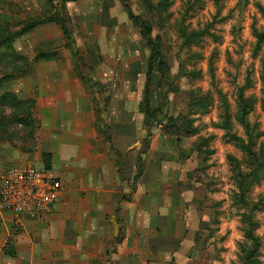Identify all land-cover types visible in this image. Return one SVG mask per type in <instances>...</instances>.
I'll return each mask as SVG.
<instances>
[{"label": "rangeland", "instance_id": "1", "mask_svg": "<svg viewBox=\"0 0 264 264\" xmlns=\"http://www.w3.org/2000/svg\"><path fill=\"white\" fill-rule=\"evenodd\" d=\"M47 1L0 0V79L11 77L0 84V95L28 101L19 109L0 107V148L38 153L40 128L20 119L30 114L39 122L37 66L68 70L78 85L70 92L80 95L85 88L104 143L111 144L110 115L120 114L123 123L128 120L125 126L135 122L145 131L140 147L152 172L168 163L176 180L186 159L193 164L207 159V171L194 177L202 183L200 193L206 189L212 199L206 213L215 233L210 244L217 245L221 262L240 264L242 243L247 254L254 252L252 259L264 264V165L257 167L254 159L264 155V0H53L68 36L56 23L18 36L24 24L54 15ZM125 6L151 26L150 40L159 48L148 117L143 97L152 53ZM68 95L63 91L57 99L67 102ZM156 130L165 138L153 143ZM63 158L40 154L43 166H49L45 171L59 176L65 189L79 157ZM133 190L132 185L129 198Z\"/></svg>", "mask_w": 264, "mask_h": 264}, {"label": "crops", "instance_id": "2", "mask_svg": "<svg viewBox=\"0 0 264 264\" xmlns=\"http://www.w3.org/2000/svg\"><path fill=\"white\" fill-rule=\"evenodd\" d=\"M41 65L35 72L38 153L24 155L2 146L0 179L11 168L45 170L41 152L58 161L65 160L64 154L79 159L45 219H17L0 210V264H233L221 262L217 245L210 244L215 233L206 213L212 199L206 189L200 193L202 183L194 177L207 171V159H197L194 164L186 159L177 169L176 180L168 163L157 164L160 166L152 172L153 165L145 162L141 152L140 141L145 135L141 125L125 126L128 120L123 123L124 115H110L107 137L111 144L104 143L95 130L85 88L74 95L71 86L76 90L78 85L71 82L74 78L68 70L59 73ZM63 91L70 94L67 102L57 99ZM154 133L150 137L153 143L165 138L158 130ZM47 173L60 181L52 170ZM211 248L213 254H209Z\"/></svg>", "mask_w": 264, "mask_h": 264}, {"label": "built area", "instance_id": "3", "mask_svg": "<svg viewBox=\"0 0 264 264\" xmlns=\"http://www.w3.org/2000/svg\"><path fill=\"white\" fill-rule=\"evenodd\" d=\"M62 184L44 169L11 168L0 179V210L15 218L45 219L58 203Z\"/></svg>", "mask_w": 264, "mask_h": 264}, {"label": "trees", "instance_id": "4", "mask_svg": "<svg viewBox=\"0 0 264 264\" xmlns=\"http://www.w3.org/2000/svg\"><path fill=\"white\" fill-rule=\"evenodd\" d=\"M47 2L50 5L51 10L54 13V15L53 16H46V17H44V20H37V21H32V22H29L27 24H24L22 29L19 31L18 36L25 35L29 31H31L32 29H34V28H36L42 24H45V23H56V24L60 25V28L62 30L63 35L65 37L68 36V32H67V29L65 27V25H66L65 20L55 14L53 0H48ZM124 9L127 13L128 19L133 23V25H135L136 27H138L140 29L141 36L143 39L147 40V47L149 48V50L152 53V56L150 57V59L148 61L146 81H145V85H144V97H143V106H144L145 114L148 117V115L151 111V108H150V97H151L150 84H151L152 65L155 63L156 59L159 56V48H158L157 43H152L150 40V37L152 34L151 26L147 22L142 21L139 17L134 16L130 12V10L127 8V6H125ZM263 77H264V74H263ZM10 78L11 77H6V76L1 78L0 84H2L4 81H6ZM27 104H28V101L19 100L14 96V94L4 93V94L0 95V107H3V106L7 107L8 106L11 109H19V108H23ZM24 110H27V109L25 108ZM157 111H159V108L153 110V112H157ZM29 115H28V118H20V119L22 120V122L26 123L27 126L29 125L32 128H34V125H35V129L36 130L39 129L40 128L39 122H37V120H35V119L34 120L30 119ZM18 119L19 118H15V120L20 121ZM0 124H2V120H0ZM245 127L247 128V123H245ZM193 134L194 133L192 132V134H188V135H193ZM43 155H44V157H46V159H48L50 157L49 154H43ZM253 158H254V155H253ZM254 159H255V162L257 163V167H259L260 165H261L260 168L263 167L264 155H261V157L258 159H256V158H254ZM45 170H49L48 165L45 166ZM139 170H140V168H139ZM256 175H253L252 177L255 178ZM137 177H138V175L136 176V178ZM244 239L247 241H250V242H253V240H254L253 237L251 236V234H245ZM247 253H248V250H245L242 243L239 244V255H238L239 263L240 264H258L256 259L255 260L252 259V254L254 252H252L250 254H247Z\"/></svg>", "mask_w": 264, "mask_h": 264}]
</instances>
